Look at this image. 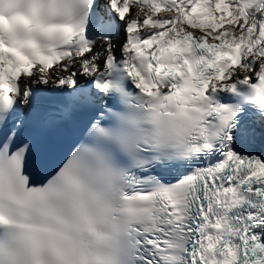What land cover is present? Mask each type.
<instances>
[{"label":"snow or ice","instance_id":"1","mask_svg":"<svg viewBox=\"0 0 264 264\" xmlns=\"http://www.w3.org/2000/svg\"><path fill=\"white\" fill-rule=\"evenodd\" d=\"M0 264H264V0H0Z\"/></svg>","mask_w":264,"mask_h":264}]
</instances>
